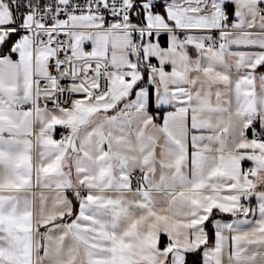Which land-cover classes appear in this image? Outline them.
<instances>
[{"label": "snow or ice", "instance_id": "6c2138e0", "mask_svg": "<svg viewBox=\"0 0 264 264\" xmlns=\"http://www.w3.org/2000/svg\"><path fill=\"white\" fill-rule=\"evenodd\" d=\"M0 264H264V0H0Z\"/></svg>", "mask_w": 264, "mask_h": 264}, {"label": "crops", "instance_id": "0c3cea01", "mask_svg": "<svg viewBox=\"0 0 264 264\" xmlns=\"http://www.w3.org/2000/svg\"><path fill=\"white\" fill-rule=\"evenodd\" d=\"M59 132H60V130H58L57 133H56V137L57 138H59V134H58ZM224 219H229V218L228 217H224Z\"/></svg>", "mask_w": 264, "mask_h": 264}, {"label": "built area", "instance_id": "2783aa9c", "mask_svg": "<svg viewBox=\"0 0 264 264\" xmlns=\"http://www.w3.org/2000/svg\"><path fill=\"white\" fill-rule=\"evenodd\" d=\"M58 134L60 135V132Z\"/></svg>", "mask_w": 264, "mask_h": 264}]
</instances>
